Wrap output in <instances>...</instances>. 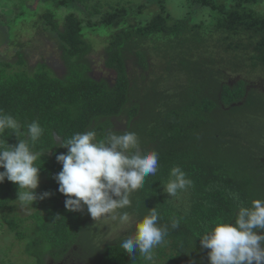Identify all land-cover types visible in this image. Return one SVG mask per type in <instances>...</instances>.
<instances>
[{
  "label": "trees",
  "instance_id": "1",
  "mask_svg": "<svg viewBox=\"0 0 264 264\" xmlns=\"http://www.w3.org/2000/svg\"><path fill=\"white\" fill-rule=\"evenodd\" d=\"M72 1L58 3L68 6ZM189 1L195 6L192 19L172 15L164 0L119 2L104 10L97 1L90 10L98 14L96 21L71 11L62 27L48 16L63 44L64 76L30 73L26 57L25 68L19 70L0 62V110L18 121L19 138L40 154L35 161L39 175L50 181L45 188L35 189L38 197L50 195L34 201L28 215L14 211L18 185L7 178L0 182V229L14 233L23 252L34 259L32 264H48L49 258L57 262L73 258L84 264H210L209 250L201 246L198 236L218 218H233L235 223L238 203L264 200V91L244 77L226 80V71L217 68L210 56L205 21L195 18L202 9L212 11L210 23L220 32L218 43L230 55L233 67L242 64L264 71V12L252 8L259 0ZM153 2L160 10L149 16L145 10ZM85 20L109 29L105 65L116 71L112 84L90 75L93 46L82 32ZM159 57L164 59V70H178L174 84L144 86L132 70H146L151 59ZM121 119L125 123L118 128ZM33 121L43 128L35 142L27 138ZM88 130L96 132L97 141L110 131L135 132L141 151L159 154L156 174L147 176L143 187L131 194V207L119 209L117 217L128 212L131 225L115 238L109 237L103 217L94 221L86 206L80 211L66 209V196L58 191L55 175L62 164L57 156L68 151L62 142ZM19 138L6 129L0 144L14 146ZM174 166L192 184L171 197L162 183ZM232 193L239 195V201ZM154 207L168 234L154 249L152 261L139 252L130 257L120 242L134 234L135 222ZM173 220L179 221L178 227L171 226Z\"/></svg>",
  "mask_w": 264,
  "mask_h": 264
},
{
  "label": "clouds",
  "instance_id": "2",
  "mask_svg": "<svg viewBox=\"0 0 264 264\" xmlns=\"http://www.w3.org/2000/svg\"><path fill=\"white\" fill-rule=\"evenodd\" d=\"M12 129L20 137V124L11 115L0 110V134ZM43 128L36 121L28 125L27 138L37 141ZM67 153L57 156L62 169L55 175L58 191L66 196L65 208L80 211L85 206L94 221L112 216L117 219V209L131 207V194L144 185L145 178L158 171L159 154L155 150L141 151L135 132L110 131L99 141L96 132L88 130L75 133L62 145ZM40 154L31 150L27 140L16 145L0 144V182L5 178L19 187L18 201L23 206L32 205L39 197L35 191L40 183V167L35 164ZM164 192L176 197L186 190L192 181L179 167L170 169L169 179L162 183ZM239 201L237 193L231 194ZM60 215L56 218L59 219ZM121 224L130 222L128 212L118 216ZM157 209L151 208L135 222L133 235L122 240L120 247L130 256L139 254L147 261L154 258V249L160 246L168 234V226L159 223ZM233 219V218H232ZM217 219L198 237L201 246L209 250L210 264H264V200L253 199L250 205L237 204L235 223ZM173 228L179 226L173 220Z\"/></svg>",
  "mask_w": 264,
  "mask_h": 264
},
{
  "label": "rangeland",
  "instance_id": "3",
  "mask_svg": "<svg viewBox=\"0 0 264 264\" xmlns=\"http://www.w3.org/2000/svg\"><path fill=\"white\" fill-rule=\"evenodd\" d=\"M100 1L102 10L110 9L108 4L117 5L141 3L137 1L144 0H88L87 2L78 3L72 1L70 4L64 6L58 3V0H0V62L8 63L10 70H19L25 68L23 66L24 58L26 57L29 63V72L44 71L53 76H64L67 72L65 59L62 56V42L57 32L52 28L50 20L63 26L65 16L73 11L82 19L97 20L98 14L91 13V5L94 2ZM166 8L176 17L187 16L190 19L194 17L195 6L189 0H164ZM88 7L85 8L84 5ZM3 6L5 9H3ZM252 8L257 11L264 12V0H259L258 3L252 4ZM160 6L157 2L149 4L145 13L151 15L158 12ZM192 13V15H191ZM54 18H52L51 17ZM200 21H205L206 31L210 32V56L214 58L217 68L226 71V80L228 82L234 81L240 77L249 80L250 84L264 91V71H252L253 69L248 65H239L234 68L229 62V54L223 50L222 45H219V33L214 30L210 20L214 18L212 11L202 9L201 12L195 13V18ZM109 29L104 26L90 25L88 22L83 24L82 32L87 40L92 44V53L89 55L91 71L90 75L96 79H106L111 84L116 78V71L108 68L105 65L106 54L105 46L109 44L110 33ZM61 47V48H60ZM62 49V50H61ZM25 53V56L24 54ZM163 58L151 59L152 65L144 70L138 68L132 70L135 78L142 82L145 81L144 86L149 85L153 87V83L158 85V88L174 84L173 80L178 75V70H164ZM19 64V65H18ZM43 69V70H39ZM165 71V74H164ZM166 75L160 76L159 75ZM158 77V78H157ZM157 78V79H156ZM163 85V86H162ZM125 119L117 120L116 125L122 128ZM50 181L47 178L40 177V183L37 189L45 188ZM14 211L22 215H28L33 210L32 206H23L21 203L15 201ZM119 209L116 210L117 216ZM6 216H10L8 213ZM104 221L109 225L108 233L110 238H115L123 232L128 231L131 223L121 224L119 219H113L112 216L103 217ZM30 219L26 221L29 223ZM20 240L14 238L13 232H5L0 229V264H32L34 259L23 252L22 245L18 243ZM3 260V262L1 261ZM156 262V260H154ZM48 264H84L82 262H75L73 258H68L67 261H52L49 258Z\"/></svg>",
  "mask_w": 264,
  "mask_h": 264
}]
</instances>
